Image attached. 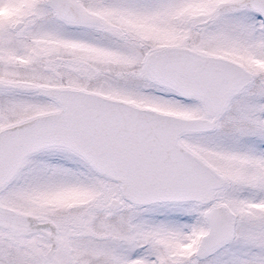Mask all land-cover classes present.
<instances>
[{"label":"snow or ice","instance_id":"1","mask_svg":"<svg viewBox=\"0 0 264 264\" xmlns=\"http://www.w3.org/2000/svg\"><path fill=\"white\" fill-rule=\"evenodd\" d=\"M0 264H264V0H0Z\"/></svg>","mask_w":264,"mask_h":264}]
</instances>
